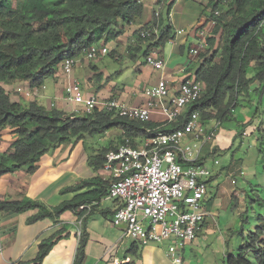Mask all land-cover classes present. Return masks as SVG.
<instances>
[{"label":"trees","instance_id":"1","mask_svg":"<svg viewBox=\"0 0 264 264\" xmlns=\"http://www.w3.org/2000/svg\"><path fill=\"white\" fill-rule=\"evenodd\" d=\"M224 1L209 3L214 24L207 36L208 48L200 54L203 61L195 72L196 78L205 84L204 92L177 121L165 122L160 127L164 131L183 127L194 110L201 112L202 123L220 121L223 124L236 120L244 126L252 124L264 111V0H232L224 11L215 15L214 11ZM170 10L171 7L168 13ZM144 11L143 0H0V137L8 130L16 137L11 149L0 154V177L20 168L34 172L44 154L78 138L120 129V144L111 142L90 156V166L101 169L107 154L125 142V137L137 146L139 137L149 135L152 130L149 121L129 119L99 108L92 113H66L58 108L48 109L37 101L15 102L1 85L27 81L33 88H42L46 79L55 75L59 63L79 57L99 41L110 42L124 32L126 25L141 18ZM162 21L163 18L149 25L146 31L150 35H141V39L157 37L161 46L174 39L172 25L165 26L160 33L153 30ZM238 107H252L255 117L241 122V113L236 114ZM255 134L263 146L259 152L264 153L263 121L256 126ZM219 150L215 146L209 155ZM246 182L249 188L243 194V209L228 235L238 238L237 251L228 249L227 240L225 264H264V214L259 212L264 208V195H260L255 181ZM90 185L96 188L53 209L42 201L27 198L0 201V213L38 209L31 218L36 221L77 207L82 215L87 210L80 209L82 204L91 205L92 212L107 194V184L100 178L82 179L64 191L75 192ZM231 204L233 211L242 206L237 197ZM52 245L51 240L40 243L36 264L44 259ZM85 247L84 237L74 264H82Z\"/></svg>","mask_w":264,"mask_h":264},{"label":"crops","instance_id":"2","mask_svg":"<svg viewBox=\"0 0 264 264\" xmlns=\"http://www.w3.org/2000/svg\"><path fill=\"white\" fill-rule=\"evenodd\" d=\"M210 2L211 0H208L204 3L202 0L200 7V0H172L168 6V8L171 7V10L168 24H166L162 13L160 16L155 15V12L159 10L157 7L165 3V0H143L145 11L142 17L134 23L126 25L124 32L116 37L112 48H108V53L114 59L118 61L125 56L122 53L123 47H126L125 51L129 52V56L135 58L146 41L141 39V33L149 30V25H153L155 21L161 22L162 18V25L157 24L153 30L161 32L165 26L172 25L175 36L178 29L185 32L176 36L175 42L167 50H165L167 44L164 46L158 44L157 37L148 39L150 42L143 53L146 56L149 72L145 74L138 62L135 67L139 73L133 86L126 82H119L106 70L100 69L95 63L93 64L83 54L74 57L75 65L70 75L63 71L62 62L59 63L55 75L47 78L42 88H33L27 81L14 84L1 83V85L10 95L12 101L20 103L37 101L48 109L58 108L66 113H75L82 108L81 105L70 99L66 92L67 85L74 80L80 81L85 96L96 95L101 101L118 99L129 106H145L148 99L145 97L143 89L147 85H155L163 77L168 81L172 91H177L185 78L196 77L197 69L192 70V67L196 64L195 66L198 68L203 58L192 57L189 53L191 47L198 40L193 28L206 25V33L211 32L210 14H206L207 10H211ZM108 43H105L106 46ZM151 55L162 57L165 68L162 70L154 68L147 61L148 56ZM18 87L24 90L18 92ZM132 91L134 94L131 97L129 93ZM98 107L100 110L102 109L101 106ZM148 121L152 123L151 129L155 130L164 125L166 119L165 115L154 110ZM203 125L206 130H209L215 125V122L210 121ZM252 125L256 128L257 121ZM233 129V126L230 128H226L223 124L220 126L214 140L204 147L200 163L207 165V158L213 148L216 146L221 150V145L229 143L233 139L235 133ZM121 134L120 129H113L95 136L108 141V144L114 142L116 145L115 139L120 140ZM7 136L2 135L0 139V154L9 151L16 139L13 134L11 140H7ZM95 136L92 140L89 139V142L94 143ZM145 137H139L138 142H141ZM86 143L87 136L64 144L53 153H46L38 161L37 169L34 172H30L27 168H20L0 177V201H23L29 198L42 201L49 209H53L63 202L72 201L77 195L96 188V186L90 185L75 192L64 191L65 188L75 185L82 179L100 178L107 184V194L85 217L81 236L77 231V221L81 216L78 207L75 210H66L59 216H46L36 221H32L31 218L38 213V209H28L19 213L1 212L0 243L4 247V253L0 256V264H36L39 245L44 240L53 241V245L39 264H74L80 241L84 237L86 238V247L82 264H174L167 255L168 242L143 245L125 236L123 227L112 224V217L118 207V201L109 197L108 174L102 168L96 170L90 166V156L99 151L89 152ZM212 172V177H214V171L212 170ZM242 173L244 172L242 171ZM249 173L251 172L245 173L242 178L243 182L244 180L250 181L247 179L248 177H252L251 180H254L252 173L251 176H248ZM212 177L209 179L210 181H212ZM207 196L208 194L205 201H207ZM205 211L207 213L205 225H207L210 212L209 210ZM234 217L235 219L232 221ZM234 217L228 222V235L231 228L237 225L239 214H235ZM227 240L228 237L224 235L222 238L223 249H226ZM194 242L191 244L194 245Z\"/></svg>","mask_w":264,"mask_h":264},{"label":"built area","instance_id":"3","mask_svg":"<svg viewBox=\"0 0 264 264\" xmlns=\"http://www.w3.org/2000/svg\"><path fill=\"white\" fill-rule=\"evenodd\" d=\"M219 14V12H216ZM178 30L177 34H183ZM143 36L150 35L145 31ZM198 43L190 49L197 57L208 46L207 33L198 32ZM107 46L91 45L83 51L87 59L108 53ZM148 62L156 69H164L165 62L158 56H149ZM75 65L74 58L62 61L63 71L70 75ZM205 89L203 81L196 77L185 78L177 91H172L165 78L145 88V106H129L118 99L101 101L96 95L85 96L80 81H70L66 87L70 99L82 108L77 113H92L98 106L101 110L115 112L133 120L148 121L154 110L165 115L166 123L177 121L186 109L198 101ZM24 89L17 88L18 92ZM222 123L206 130L201 112L194 110L184 126L173 131L160 127L150 130L139 145H133L127 137L117 149L107 154L103 166L109 176V197L118 201L112 224L124 229V235L143 245L168 242L167 255L174 264H182L183 250L193 243L203 231L207 213L204 201L208 192L212 170L200 163L204 147L212 142ZM77 221L78 235L82 234L85 217L91 205ZM4 247L0 243V256Z\"/></svg>","mask_w":264,"mask_h":264},{"label":"rangeland","instance_id":"4","mask_svg":"<svg viewBox=\"0 0 264 264\" xmlns=\"http://www.w3.org/2000/svg\"><path fill=\"white\" fill-rule=\"evenodd\" d=\"M171 1L172 0H165V3L157 7L160 13H162L166 24H168L169 21L168 6ZM207 1L208 0H203L204 3ZM231 2L232 0H225L223 3L219 4V7L216 10L221 12L224 11ZM201 3L202 0H200V7ZM212 10L213 9L207 10L206 14L209 15ZM209 18V20H211V16H209ZM211 27L213 26L211 25ZM205 29L207 28L205 27ZM116 39L117 38L107 44L109 49L112 48ZM149 42V40L144 41L142 49L137 53L135 58L129 56V52L125 51L126 47H123L122 53L125 56L118 61L109 53L103 57L98 56L94 59L88 60L92 61L93 64L95 63L100 69L106 70L108 74L114 76L115 79L119 80V82H126L127 84L133 86L139 73V70L135 67L138 62L145 74H148L149 72L146 64V56L143 53ZM171 44L172 43L170 42L167 43L165 50L171 47ZM95 45L105 46L106 44L103 41H99L95 43ZM194 66L192 67V70L197 69V67L195 66L194 68ZM133 94L134 91L129 93L131 97ZM240 108L241 107H238L236 114L239 115L241 113L239 117V120H242L241 122H245L255 117L254 109L252 107ZM256 121L257 125L261 121L264 122V111L254 118V122ZM250 125L244 126L242 123H237L236 120L223 123V126L226 128L233 126V131L235 133L233 134V139H231L232 142L230 141L229 143H224V146L221 145L222 149L219 150V152L212 153L207 158L206 164L214 171L215 174L214 179L208 184L207 201H204L203 206L204 210H209L210 212L208 214L209 221L207 225L204 226L203 231L198 235L196 239L197 242L195 241L194 245L189 244L186 246L182 254V264H225L226 253L228 251L223 249L222 238L224 235L228 237V222H230L235 214H239V212L243 209V194L245 189L249 188L246 180H244V182L242 180L245 173H252L254 179L253 181H255V184L258 185L257 188L260 195H264V153L259 152L263 146L257 134H255V127L252 124ZM236 131L242 134L235 137ZM5 134L8 135L7 140H11L12 133L10 130L6 131L3 136H6ZM93 137V135L87 136L86 146L88 147L89 152H96L103 146L108 145V141H105L103 138L97 136H95L96 141L94 143L89 142L93 139ZM1 138L2 136L0 139ZM4 140H6L5 137ZM115 141L120 144L118 138H116ZM242 171L244 173H242ZM251 173H249L248 176H251ZM247 179L251 180L252 177H248ZM234 197L239 198L242 204V206L240 205L235 212H233L231 204ZM259 212L264 214V208H260ZM234 219L235 217L232 221H234ZM256 222H259V220H256ZM228 240L230 242V247L228 249H231L232 252H236L239 243L238 238L233 235L232 237H228Z\"/></svg>","mask_w":264,"mask_h":264},{"label":"clouds","instance_id":"5","mask_svg":"<svg viewBox=\"0 0 264 264\" xmlns=\"http://www.w3.org/2000/svg\"><path fill=\"white\" fill-rule=\"evenodd\" d=\"M216 12H219V14H220V11H219V10L214 11L215 15H219V14H216ZM155 15H156V16H160V11H159V10L156 11V12H155ZM209 22H211V25L213 26L214 22H213L212 20H209ZM205 27H206V25H201V26H198V27H194V28H193V30H194V34L196 33L195 35L197 36V39H198V40H199V37H198V35H197L198 32H199V31H202V30L206 32L207 29H205ZM211 28H213V27H211ZM209 29H210V28H209ZM178 30H181V29H178ZM178 30L176 31V36H178V34H177ZM145 31H146V30H145ZM145 31H143V32H145ZM183 31H184V30H183ZM211 31H212V30H211ZM143 32H142V33H143ZM148 32H149V31H148ZM155 32H156V33H160L159 31H158V32L155 31ZM184 32H185V31H184ZM142 33H141V35L143 36ZM210 33H211V32H210ZM210 33H209V34H210ZM209 34H207V36H208ZM181 35H182V34H181ZM176 36H175V37H176ZM174 40H175V38L172 39V40H170L169 42H170V43H174V42H175ZM198 40L196 41V43H195L193 46H195V45L198 43ZM207 43H208V42H207ZM93 45H94V44H93ZM193 46H192V47H193ZM192 47H191V48H192ZM107 48H108V47H107ZM207 48H208V46H207L204 50H206ZM108 50H109V49H108ZM204 50H203V51H204ZM203 51H202V52H203ZM108 52H109V51H108ZM202 52H201V53H202ZM189 53H190V51H189ZM201 53H200V54H201ZM190 55H191V54H190ZM151 56H156V55H151ZM148 57H149V56H148ZM158 57H160V56H158ZM192 57H193V56H192ZM197 57H200V55L197 56ZM160 58H162V57H160ZM162 59H163V58H162ZM147 61H148V58H147ZM157 70H161V69H157ZM148 86H151V85H148ZM148 86H146V87H148ZM146 87H145V88H146ZM145 88L143 89V93H144ZM144 95H145V94H144ZM145 97H146V95H145ZM146 98H147V97H146ZM216 122H217V121H216ZM102 169H103V167H102ZM109 183H110V181H109Z\"/></svg>","mask_w":264,"mask_h":264}]
</instances>
